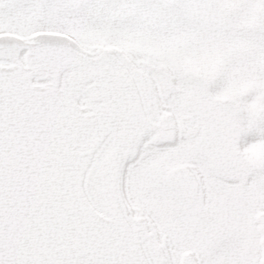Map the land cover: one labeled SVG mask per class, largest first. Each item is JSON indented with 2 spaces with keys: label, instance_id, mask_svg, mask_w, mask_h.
<instances>
[{
  "label": "snow or ice",
  "instance_id": "1",
  "mask_svg": "<svg viewBox=\"0 0 264 264\" xmlns=\"http://www.w3.org/2000/svg\"><path fill=\"white\" fill-rule=\"evenodd\" d=\"M0 264H264V0H0Z\"/></svg>",
  "mask_w": 264,
  "mask_h": 264
}]
</instances>
